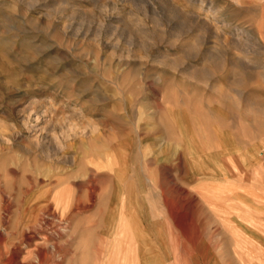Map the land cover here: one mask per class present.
<instances>
[{
	"label": "rangeland",
	"instance_id": "obj_1",
	"mask_svg": "<svg viewBox=\"0 0 264 264\" xmlns=\"http://www.w3.org/2000/svg\"><path fill=\"white\" fill-rule=\"evenodd\" d=\"M184 132L237 173L264 146V0H0V264H110L131 207L143 264H264L221 180L217 258L188 252Z\"/></svg>",
	"mask_w": 264,
	"mask_h": 264
},
{
	"label": "crops",
	"instance_id": "obj_2",
	"mask_svg": "<svg viewBox=\"0 0 264 264\" xmlns=\"http://www.w3.org/2000/svg\"><path fill=\"white\" fill-rule=\"evenodd\" d=\"M193 140L187 139V142L185 143V149L186 154L188 156H185L182 158L184 160L183 169L184 172L182 173L181 178H178L179 181V187L182 190V198L184 200V208H181L183 212H185L187 215L192 218L190 220L191 224L188 222H185L181 225L183 228H189V227H196L197 231L195 232L196 239L194 242H191L188 252L189 253H206L207 255H204V258H217L215 255V249L219 248L220 245V219H219V213H220V196H219V180L224 181L227 186V192L229 196L227 197V205L226 209L230 210H236L235 201L238 200L241 204L240 209H247V208H255L258 211L252 212L250 215H247V213L244 210L243 216L245 220L243 222L239 223H247L251 220V222H259L262 224L261 230L259 233V236L256 237L262 241V246L264 249V146L263 142H261V139H259L261 144L258 147L255 148V156H251L246 162V164H242L240 166L239 173L233 172L232 163L230 164L229 159L223 157L222 155H219L220 165H222L220 168L216 164H211L213 162H210L208 159H212L215 154H217V150L215 147L210 144L208 141L201 142L203 144L198 143V139L195 138L194 135H192ZM196 142V144L194 143ZM207 143V144H205ZM191 149H190V146ZM232 149V147H231ZM229 149V150H231ZM223 157V158H221ZM203 160V163L201 162L202 166H204L205 169L199 170L198 164L199 161ZM205 159V160H204ZM207 160V161H206ZM256 165V166H255ZM223 168V169H222ZM231 170V171H230ZM246 170V172H245ZM246 173V174H245ZM246 175V179H249L248 181L244 178L241 185H239L236 181L237 178ZM200 175V176H199ZM209 175V176H208ZM212 175V176H211ZM204 177V178H203ZM236 183V184H235ZM235 184V185H234ZM254 184V185H253ZM245 187H244V186ZM232 188H231V187ZM241 186V191L239 187ZM238 188V192H243V195L239 198L236 193L237 189L234 190V188ZM229 188L230 191L228 190ZM257 188V190H255ZM249 190V193H248ZM232 192V194H231ZM254 197H253V196ZM237 197V198H236ZM131 214L133 217H137L138 224L139 219L137 214L138 211H135L134 208H130ZM190 212V213H188ZM259 214V215H258ZM233 218L229 219L228 224H236L237 218L235 219V215H232ZM169 223L174 221L171 217H169ZM233 220V221H231ZM188 221V220H187ZM140 227V224H139ZM169 229L177 228L174 225L168 226ZM140 233H137V236L134 238V242L137 245V251L139 255L138 260L139 264H143V255H142V244L139 241V238L141 237V231L144 230V228L140 227ZM146 229V228H145ZM171 235V234H170ZM187 235V234H186ZM125 240L120 241V245L123 244V247L126 245L123 242ZM128 242V241H126ZM116 243H119L117 241ZM99 245V244H98ZM189 245V244H188ZM100 246V245H99ZM99 246L96 247L95 250H100ZM264 255V251L261 253ZM98 253H96L97 257ZM189 258V257H188ZM185 258V259H188ZM150 261L157 262L158 260L152 259L150 257Z\"/></svg>",
	"mask_w": 264,
	"mask_h": 264
},
{
	"label": "bare ground",
	"instance_id": "obj_3",
	"mask_svg": "<svg viewBox=\"0 0 264 264\" xmlns=\"http://www.w3.org/2000/svg\"><path fill=\"white\" fill-rule=\"evenodd\" d=\"M206 0H202V2H205ZM211 7V6H210ZM182 122L179 123V126H181V128L183 129L184 127H182ZM184 131V130H183ZM184 136L183 137H187V139H189V134H187L186 132L183 133ZM208 136V135H207ZM191 139V138H190ZM193 140V138H192ZM226 141V137L224 136H218V149H222V147H229V146H226L225 143ZM224 149V148H223ZM228 158V157H227ZM202 160V159H201ZM205 160V159H204ZM207 161V160H206ZM203 163V160L201 161ZM243 163V162H242ZM213 164V163H211ZM231 164V163H230ZM256 166V165H255ZM198 167H199V170H203L205 169L204 166H202V164H198ZM233 167V166H232ZM223 169V168H222ZM234 169V168H233ZM235 170V169H234ZM231 171V170H230ZM246 172V171H245ZM246 174V173H245ZM200 176V175H199ZM209 176V175H208ZM212 176V175H211ZM204 178V177H203ZM248 179H249V176H248ZM248 179H245V180H248ZM244 182V181H243ZM254 185V184H253ZM244 186V185H243ZM241 187V186H240ZM245 187V186H244ZM237 188V187H236ZM257 190V188L255 189ZM116 193V190H114L113 192V195ZM225 193V192H224ZM248 193H249V190H248ZM253 196V195H252ZM254 197V196H253ZM226 201V200H225ZM128 212V211H127ZM137 217H133V215L131 214V212H128L126 214V218H125V227L127 228V230L130 229L132 230H136V234H131L129 231L128 233L126 232V230H124V228L122 229V238H125V239H129L131 242L134 240L135 236L137 235V229L140 230V228L137 226ZM137 226V227H136ZM244 230V229H243ZM118 232V231H117ZM246 232V231H245ZM140 233V231H139ZM121 238V239H122ZM120 244V242L118 243V245ZM117 245V244H115ZM117 245V248L115 251H112V257L110 258V264H139L138 260H140L138 257V253H136V247L133 249V245H130V244H126L125 247H123L122 245ZM175 248L177 250V245H175ZM117 249H120V251L117 252ZM118 255V256H117ZM243 262V261H242ZM176 263V261H175ZM252 263V262H251ZM181 264V263H180Z\"/></svg>",
	"mask_w": 264,
	"mask_h": 264
}]
</instances>
